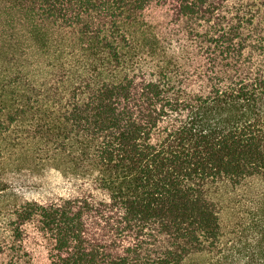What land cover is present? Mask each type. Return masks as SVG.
<instances>
[{
  "label": "trees",
  "instance_id": "obj_1",
  "mask_svg": "<svg viewBox=\"0 0 264 264\" xmlns=\"http://www.w3.org/2000/svg\"><path fill=\"white\" fill-rule=\"evenodd\" d=\"M0 264H264V0H0Z\"/></svg>",
  "mask_w": 264,
  "mask_h": 264
},
{
  "label": "rangeland",
  "instance_id": "obj_2",
  "mask_svg": "<svg viewBox=\"0 0 264 264\" xmlns=\"http://www.w3.org/2000/svg\"><path fill=\"white\" fill-rule=\"evenodd\" d=\"M5 205L3 202L0 201V210L4 209ZM3 216L2 212H0V217ZM1 219V218H0Z\"/></svg>",
  "mask_w": 264,
  "mask_h": 264
}]
</instances>
